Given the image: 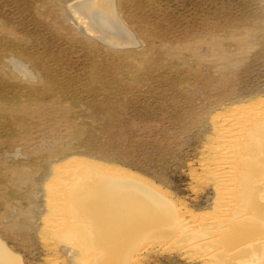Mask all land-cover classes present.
Segmentation results:
<instances>
[{"label": "rangeland", "instance_id": "rangeland-1", "mask_svg": "<svg viewBox=\"0 0 264 264\" xmlns=\"http://www.w3.org/2000/svg\"><path fill=\"white\" fill-rule=\"evenodd\" d=\"M84 1L0 0V264H264V153L236 138L264 125V0H111L125 39ZM94 165L167 202L112 188L150 207H115L85 246L66 206L101 186Z\"/></svg>", "mask_w": 264, "mask_h": 264}, {"label": "bare ground", "instance_id": "bare-ground-1", "mask_svg": "<svg viewBox=\"0 0 264 264\" xmlns=\"http://www.w3.org/2000/svg\"><path fill=\"white\" fill-rule=\"evenodd\" d=\"M112 1L111 0H99V1H94V0H86V1H84V3L82 2V3H80V4H78V5H76L75 6V8H74V12H77L76 14H78V15H81V16H79V17H81L82 19H86L87 20V22H88V28H90L91 29V31H93V32H96V33H99V34H102L103 33V35L104 34H108V36L109 35H111V36H113L114 34H117V35H119L121 38L123 37V39H125V36H126V31L125 30H123L122 29V27L120 26V24H119V22L117 21V20H115V18L113 17V16H111V13L113 12V10L111 11V9H112ZM113 14H114V12H113ZM84 19V20H85ZM85 20V21H86ZM124 28V27H123ZM125 29V28H124ZM125 31V32H124ZM101 36V35H100ZM105 41V40H104ZM19 66V69L20 70H24L25 68H24V66L22 67L21 65H18ZM261 110V109H260ZM258 111H259V109H258ZM246 112H248V111H246ZM250 113V112H249ZM255 113H256V111H255ZM262 114H263V112H261ZM247 114V113H246ZM251 114V113H250ZM258 114H260V112L259 113H257V115ZM252 115V114H251ZM260 116L262 117V115L260 114ZM259 117V116H258ZM263 117H264V114H263ZM248 118H249V116H248ZM252 118V117H251ZM255 119L257 118V116L256 117H254ZM253 119V118H252ZM261 120V119H260ZM253 121H255V120H253ZM256 121H259L258 120V118H257V120ZM262 121V120H261ZM248 122H250V118L248 119ZM262 122H264V121H262ZM252 123H254V122H251L250 124L252 125V127H253V124ZM259 123V122H258ZM255 124V123H254ZM263 124V123H262ZM257 126H259V125H257ZM262 126V125H261ZM261 126H260V128H261ZM251 128V127H250ZM253 128H255V127H253ZM258 129V128H257ZM261 130V129H260ZM248 131V132H247ZM233 137V136H232ZM244 137H248L247 139H250V138H256L257 140H259L260 142L259 143H257V145H258V149H260V150H262V153H264V144H263V141H264V125L262 126V131H259V130H253V131H250L249 129L248 130H246V128H245V130H242V132H241V130H240V132H239V134L237 135V139L239 140V139H244ZM258 142V141H257ZM230 143V142H229ZM254 144V143H253ZM241 145H243L242 146V148L241 149H245V154H242L240 157V159H242V161H243V158H244V155H245V157L247 156V155H250V154H248V153H250L251 151H253L252 150V148H253V145H252V143H249V142H247V143H241ZM227 146V145H226ZM247 151H249V152H247ZM243 152V151H242ZM216 153V152H215ZM224 153V152H223ZM238 155V154H237ZM239 156V155H238ZM238 156L236 157L238 160H240L239 158H238ZM233 160V159H232ZM217 161V160H216ZM225 161V160H224ZM229 161V160H228ZM241 161V160H240ZM215 163V162H214ZM223 163V162H222ZM221 163V164H222ZM245 163V162H244ZM89 164H91V163H89ZM89 164H87V165H89ZM230 164V163H229ZM233 164V163H232ZM82 165V164H81ZM80 165V166H81ZM83 165H85V164H83ZM92 165V164H91ZM91 165H89L88 167H87V169H89V168H92L93 167V165H92V167H91ZM100 166V165H99ZM247 166V165H246ZM83 167V166H82ZM86 167V166H85ZM94 167H95V169H96V167L97 166H95L94 165ZM103 167H104V165H103ZM102 167V172H104V169H105V171L106 172H104L103 174L102 173H100L97 169V171L96 170H94L93 171V175L94 174H96L97 173V175H94L95 177H97L96 179H98L100 182H101V186H98L97 187V189L94 191V190H92V192H90L89 194L87 193V191H86V193L87 194H84V193H79V191L80 190H84V188H83V186L82 187H80V185L78 186H74V188L76 187V189H77V192H72V193H70V194H68V197H67V193H66V196H64V197H67L68 198V200H70V202L67 200V204L68 203H70V204H68V206H66V208L67 207H70V210H66V212H70L75 218H76V216L78 215V217L79 218H77V219H75V218H73V219H75V221H73V219L71 218V216L69 217L73 222H76V220L78 221V222H80V224H81V226H82V224L84 225L83 226V228H85L86 226H88L86 229H87V231H86V233H85V235H83V234H81L80 235V233L78 234V239H79V237H80V240H81V238H82V240L84 241L83 243L85 244V241H89L90 240V238L92 239L93 237L94 238H97L98 240L100 239L101 240V238L102 239H106V240H108V241H111L109 238H111V236H112V232L111 231H109V225L111 226L112 224L110 223L109 224V221L112 219H109L110 217H111V215L112 214H114V215H116L113 211H115L116 209H114L115 207H121V211L119 210V212H122L124 209L126 210L127 208H131V206H129V204H131V203H127V201H131V200H135V201H138V199L140 200V203L142 202L144 205H149V207H150V198H148V201L147 200H143V201H141L142 199L140 198V196H139V194L138 193H140L139 192V190L141 191V192H143V193H147L148 194V191H151L155 196L154 197H158V196H160L161 197V199H162V197H164L163 195H161L162 193H161V191H160V193H156L153 189H149V190H147V192H144V188L142 189V187L139 189V184L138 183H136V178H135V176H133L134 178H135V180H133V179H130V176H131V174H130V176H129V174H127L128 176H125V175H121L122 174V172H119V173H121V174H118V176L119 175H121V177H115L116 176V174L115 173H109V168H110V172H111V167H105V168H103ZM225 167V166H224ZM228 167V166H227ZM100 168V167H99ZM108 168V169H107ZM115 168V167H114ZM85 169V168H84ZM113 169V168H112ZM222 169V168H221ZM220 169V170H221ZM108 170V171H107ZM116 170H118V168H116ZM123 170V169H122ZM223 170V169H222ZM82 171V170H81ZM85 171V170H84ZM92 171V170H91ZM113 171H114V169H113ZM243 171V170H242ZM87 172H89V171H87ZM94 172H96V173H94ZM99 172V173H98ZM108 172V173H107ZM78 173V172H77ZM92 173V172H91ZM106 173V174H105ZM118 173V172H117ZM124 173V172H123ZM240 173V172H239ZM99 174V175H98ZM115 174V175H114ZM79 175V174H78ZM227 175V174H226ZM86 176V175H85ZM256 176V175H255ZM75 177V178H74ZM74 177H72V178H74V180L76 179V176H74ZM140 177V176H139ZM259 177V176H258ZM81 179H82V177H80ZM87 178V177H86ZM86 178H84L83 180L85 181V179ZM242 178V177H241ZM251 178V177H250ZM243 179V178H242ZM244 179H245V177H244ZM77 180H78V178H77ZM80 180V179H79ZM83 180H80V184L82 185V182L81 181H83ZM145 180V179H144ZM76 181V180H75ZM89 181V180H88ZM138 181V180H137ZM242 181V180H241ZM97 182V181H96ZM144 182H146V181H144ZM143 182V183H144ZM251 181H249V183H250ZM78 182L76 181V183H75V185L77 184ZM95 183V182H94ZM99 183V182H98ZM246 183H247V181H246V179H245V183L244 182H241V186H240V188H238L239 189V193H240V196H238L239 198L240 197H242V198H244V197H248L249 196V193H250V196H249V198H247V200H244V202H248V200H249V203L250 204H252V196H255V195H253L254 193H256L255 191V188H254V186H253V184H247L246 185ZM103 184V185H102ZM138 184V185H137ZM95 185V184H94ZM144 185V184H143ZM236 185V184H235ZM133 186H135L134 188V190H136V189H139L138 190V193L137 194H135L134 196L135 197H132V196H129V195H127V194H121L120 192H119V195H116L114 192H110V190H112V188H114V187H117V188H119V187H123V189H121L122 191H124L125 189H127V187L128 188H132L133 189ZM249 186V187H248ZM69 187V186H68ZM137 187V188H136ZM234 187V186H233ZM95 188V187H94ZM125 188V189H124ZM149 188H151V187H149ZM76 189H74V190H76ZM130 189H129V191H130ZM155 189H156V187H155ZM260 189V188H259ZM79 190V191H78ZM91 190V189H90ZM128 190V189H127ZM160 190V189H159ZM159 190L157 191V192H159ZM117 191V190H116ZM127 192V193H129V194H131L132 192ZM145 191H146V189H145ZM154 191V192H153ZM125 193H126V191H124ZM237 192V191H236ZM58 193V192H57ZM135 193V192H134ZM59 194V193H58ZM61 194V193H60ZM166 194V193H165ZM151 195V194H150ZM157 195V196H156ZM228 195V194H227ZM234 195V194H233ZM83 196H84V198H83ZM137 196H139V197H137ZM145 196V195H144ZM148 197H150L149 195H147ZM59 197V196H58ZM152 197V196H151ZM159 197V198H160ZM237 197V196H236ZM237 197V198H238ZM236 198V199H237ZM65 199V198H64ZM164 199H166L165 197L163 198V200ZM241 199V198H240ZM246 199V198H245ZM159 200L160 199H158V202H159ZM59 201V200H58ZM134 201V203H136ZM154 201V200H153ZM161 201V200H160ZM65 202V201H64ZM133 202V201H132ZM157 202V201H156ZM166 202H167V199H166ZM152 203V202H151ZM170 203V205H171V207H172V205L173 204H171V202H169ZM173 203V202H172ZM72 204V205H71ZM94 204V205H93ZM157 204V203H156ZM239 204V203H238ZM242 204H244V203H242ZM70 205V206H69ZM135 205V204H134ZM247 205H249L248 203H247ZM65 206V205H64ZM72 206H73V209L74 210H72L71 208H72ZM174 206V205H173ZM240 206H241V204H240ZM260 206V205H259ZM148 207V208H149ZM238 207V206H237ZM158 210V209H157ZM63 211H65V210H63ZM155 211V210H154ZM126 212V211H125ZM128 212V211H127ZM130 212H131V210H130ZM159 212V211H158ZM256 212V211H255ZM117 213H118V209H117ZM144 213V212H143ZM135 214V213H134ZM126 215H127V213H126ZM231 215V214H230ZM240 215V214H239ZM158 216V215H157ZM160 216V215H159ZM159 216H158V218H159ZM60 217V216H59ZM143 217V216H142ZM177 217V216H176ZM175 217V218H176ZM157 218V219H158ZM240 218H242V217H236V219H238V220H236V219H234V222L236 223V224H234V227H233V229H234V233H236V234H239V236H240V234L243 236V235H246L247 236V234H249V233H251V232H249V228H247V226H242V224L243 223H241L240 222ZM246 218V217H245ZM68 219V218H67ZM120 219V218H119ZM152 219V218H151ZM120 220H122V219H120ZM112 221V220H111ZM263 221V220H262ZM72 222V223H73ZM77 222V223H78ZM96 222H101L100 224H97ZM155 222H156V220H155ZM173 222V221H172ZM193 222V221H192ZM233 221H230V223H234ZM243 222H246V221H243ZM121 223V222H120ZM139 223V222H138ZM75 224V223H74ZM79 224V223H78ZM205 224V223H204ZM247 224H249V226L251 227V222H248L247 221ZM77 225V224H76ZM75 225V226H76ZM157 225V224H156ZM72 226V225H71ZM131 226V225H130ZM80 227V226H79ZM78 227V228H79ZM82 228V229H83ZM91 228H93V230H95V234L96 235H94L93 234V230L91 229ZM138 228V227H137ZM108 229V230H107ZM214 229V228H213ZM66 230V229H65ZM157 230V229H156ZM225 230V229H224ZM79 231V230H78ZM115 231V230H114ZM238 231V232H237ZM176 233V232H175ZM259 233V232H258ZM257 233V234H258ZM80 235V236H79ZM130 235V234H129ZM236 236V235H235ZM238 236V235H237ZM242 236H240V237H242ZM259 236V235H258ZM68 237V236H67ZM251 237V236H250ZM130 238V237H129ZM242 239V238H241ZM68 240V239H67ZM74 240V239H73ZM79 240V241H80ZM82 240H81V242H82ZM106 240H105V244H106ZM238 240V239H237ZM104 241V240H103ZM100 242V241H99ZM68 243V242H67ZM71 243V242H70ZM87 243V242H86ZM113 243V242H112ZM118 243V242H117ZM138 243V242H137ZM237 243H239V241L237 242ZM84 244H82V245H84ZM89 244H90V242H89ZM98 244V243H97ZM109 244V243H108ZM233 244V243H232ZM239 244H241V243H239ZM95 244H91V245H89V249L92 247L93 248V246H94ZM116 245V244H115ZM236 245V244H235ZM85 246H86V244H85ZM88 246V245H87ZM91 246V247H90ZM95 246H97V245H95ZM233 246V245H232ZM107 247V246H106ZM109 247H110V244H109ZM108 247V248H109ZM111 247H112V245H111ZM116 247V246H115ZM86 248V247H85ZM84 248V249H85ZM100 248V247H99ZM107 248V249H108ZM94 249V248H93ZM248 249H249V247H248ZM259 250V249H258ZM87 251V250H86ZM93 251H95V250H93ZM253 251V250H252ZM255 252V251H254ZM7 253V250L5 249V247L2 245V244H0V257L1 258H3L4 257V255ZM245 254V253H244ZM248 254V253H247ZM250 254H251V252H250ZM111 255V254H110ZM113 255H114V253H113ZM8 256H10L9 254H8ZM97 256V255H96ZM233 256V255H232ZM234 256H236V255H234ZM251 256V255H250ZM249 256V257H250ZM256 256V255H255ZM11 257V256H10ZM238 257V256H237ZM8 258V257H7ZM93 261V260H92ZM232 261V260H231ZM264 261V260H263ZM12 262V261H11ZM96 262V261H95ZM241 262H242V264L243 263H245V260H241ZM246 262H248L247 260H246ZM10 263V262H9ZM102 264V263H101ZM246 264V263H245Z\"/></svg>", "mask_w": 264, "mask_h": 264}]
</instances>
